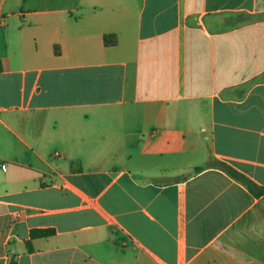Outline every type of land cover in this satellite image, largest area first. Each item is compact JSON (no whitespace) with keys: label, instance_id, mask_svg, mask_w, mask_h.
I'll return each mask as SVG.
<instances>
[{"label":"crops","instance_id":"obj_1","mask_svg":"<svg viewBox=\"0 0 264 264\" xmlns=\"http://www.w3.org/2000/svg\"><path fill=\"white\" fill-rule=\"evenodd\" d=\"M216 159L264 188V0H0V264H264Z\"/></svg>","mask_w":264,"mask_h":264},{"label":"trees","instance_id":"obj_2","mask_svg":"<svg viewBox=\"0 0 264 264\" xmlns=\"http://www.w3.org/2000/svg\"><path fill=\"white\" fill-rule=\"evenodd\" d=\"M105 42L109 43V39L106 37ZM216 165L226 171L228 174L236 178L237 180L244 183L250 190H252L255 194H262L264 193V188L259 186L256 182H254L251 178L234 168L232 165L224 162L222 160L216 159ZM54 234V229H33L31 231V240L37 237H48ZM31 243V241H29Z\"/></svg>","mask_w":264,"mask_h":264},{"label":"built area","instance_id":"obj_3","mask_svg":"<svg viewBox=\"0 0 264 264\" xmlns=\"http://www.w3.org/2000/svg\"><path fill=\"white\" fill-rule=\"evenodd\" d=\"M55 154H58V152H55ZM2 167H3V168H6V164H4Z\"/></svg>","mask_w":264,"mask_h":264},{"label":"rangeland","instance_id":"obj_4","mask_svg":"<svg viewBox=\"0 0 264 264\" xmlns=\"http://www.w3.org/2000/svg\"><path fill=\"white\" fill-rule=\"evenodd\" d=\"M213 161V160H212Z\"/></svg>","mask_w":264,"mask_h":264}]
</instances>
